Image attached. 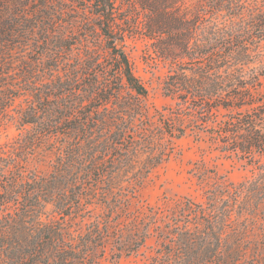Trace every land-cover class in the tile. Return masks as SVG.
Instances as JSON below:
<instances>
[{"label":"trees","instance_id":"trees-1","mask_svg":"<svg viewBox=\"0 0 264 264\" xmlns=\"http://www.w3.org/2000/svg\"><path fill=\"white\" fill-rule=\"evenodd\" d=\"M26 1L0 0V54L16 42L14 24L27 21ZM88 1L95 21L78 28L85 31L84 41L104 43L98 47H105L114 61L104 69L109 79L87 83L80 69L93 75L102 62L97 50L89 49L83 63L81 58L65 63L61 49L72 50L73 45L67 38L60 42L54 58L64 73L44 84V91L36 87L23 115L37 132L26 134L10 150L0 147V264H99L107 241L115 238L111 216L79 230L70 220L84 217L97 194L111 211L129 200L121 191L124 198L113 202L112 189L102 187L109 178L103 166L124 143L111 139L116 132L110 127L102 128L105 117L94 116L108 108L115 81L138 95L148 93L117 44L127 34L148 39L157 58L169 65L164 91L176 101L173 120L192 117L214 134L222 150L247 155L257 170L232 190L208 196L206 204L187 201L180 216L159 232L165 240L160 264H264V113L242 111L256 103L255 91L264 77V0H128L122 27L116 0ZM5 74L0 57V122L18 95ZM49 96L73 103L50 108ZM94 103L99 107L93 110ZM179 130L175 134L181 137L184 129ZM50 131L73 141H62L48 177L28 173L25 165L34 144ZM147 236L126 233L119 250L132 253Z\"/></svg>","mask_w":264,"mask_h":264},{"label":"rangeland","instance_id":"rangeland-1","mask_svg":"<svg viewBox=\"0 0 264 264\" xmlns=\"http://www.w3.org/2000/svg\"><path fill=\"white\" fill-rule=\"evenodd\" d=\"M122 2L116 0L121 27L122 9L128 14L130 7L128 0L123 7ZM89 5L88 0L26 1L27 21L24 25L14 24L12 35L16 42L7 54H0L5 76L18 93L0 122V147L5 151L18 145L26 134L30 136L37 132L33 124H25L23 115L34 99L36 87H42L44 91V84L64 73L61 62L54 58L63 39L67 38L73 45L72 50L61 49L65 51L62 59L65 63L75 64L78 58H81L79 63L85 62L89 49H96L99 54L101 64L93 75L87 76L83 74L82 67V79L86 78L87 83L95 79L108 81L106 76L109 79V74L106 75L104 69L114 64L112 57L105 47H98L104 45L103 42H97L94 38L90 42L84 41L85 31L78 28L85 22L95 21ZM117 44L128 55L135 74L148 93L138 95L123 81H115L108 94V108H102L94 116L105 117L106 123L102 128L110 127L112 132H116L112 133L111 139L121 138L124 143L118 146L112 158L103 166L109 178L102 187L112 189L110 200L113 202L124 198L121 191L129 195V200L122 208L111 211L108 208L110 204H106L103 196L97 194L88 212L83 211L84 217L76 216L70 223L73 229L79 230L84 229L86 224L104 221L111 216L113 222L110 230L116 231L115 236L113 234L115 238L107 241L106 254L99 264H160L165 240L159 237V232L166 231V225H171L180 216L187 201L206 204L208 196L232 190V187L251 179L257 170L247 155L222 150V143L214 134L199 126L192 117L187 116L181 123L173 120L176 101L164 91L169 65L157 58L148 39L139 34H127ZM112 81L113 78H110L109 83ZM255 96L256 103L244 107L242 111L261 109L264 113V77ZM71 103L70 99L59 101L49 96L46 106L66 108ZM93 106H97V103ZM220 113L231 112L221 110ZM52 116L55 118L57 113L54 112ZM260 123L264 127V122ZM180 128L184 129L181 137L175 134L179 133ZM121 133L122 136H119ZM65 139L73 141V137L53 131L42 136L29 155L25 165L27 172L48 177ZM52 209L53 206L49 205L51 215ZM124 223H127V229ZM137 231L148 234L144 244L130 254L119 250L123 244L122 235L126 236L127 233L128 236ZM117 234L121 237L120 241ZM118 253H121L120 257Z\"/></svg>","mask_w":264,"mask_h":264}]
</instances>
